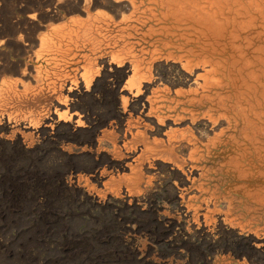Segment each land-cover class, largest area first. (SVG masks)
<instances>
[{
  "label": "bare ground",
  "instance_id": "6f19581e",
  "mask_svg": "<svg viewBox=\"0 0 264 264\" xmlns=\"http://www.w3.org/2000/svg\"><path fill=\"white\" fill-rule=\"evenodd\" d=\"M30 87H59L44 131L82 125L80 87H121L117 118L148 109L145 163L171 166L169 264H264V0H0V117L23 129L48 113L20 114Z\"/></svg>",
  "mask_w": 264,
  "mask_h": 264
},
{
  "label": "rangeland",
  "instance_id": "374dc122",
  "mask_svg": "<svg viewBox=\"0 0 264 264\" xmlns=\"http://www.w3.org/2000/svg\"><path fill=\"white\" fill-rule=\"evenodd\" d=\"M74 69L71 64L63 74ZM6 74L15 78L17 70ZM120 88L92 87L90 94L78 88L70 104L86 115L79 127L44 131L59 87H30L21 99L22 115L47 110L38 128L23 129L25 123L0 117V264H169L166 249L175 247L170 238L178 227L177 215L165 216L174 199L164 181L171 166L145 163L153 137L148 109L133 118L114 116ZM137 129L143 140L135 139ZM207 169V186L214 189L219 182L209 175L215 167ZM125 175L129 189L139 193L125 194ZM256 219L264 226L263 216ZM188 263L172 258L170 264Z\"/></svg>",
  "mask_w": 264,
  "mask_h": 264
},
{
  "label": "crops",
  "instance_id": "0c3cea01",
  "mask_svg": "<svg viewBox=\"0 0 264 264\" xmlns=\"http://www.w3.org/2000/svg\"><path fill=\"white\" fill-rule=\"evenodd\" d=\"M159 167H160V165H159ZM164 167H165V166H164ZM161 168H162V167H161ZM127 178H128V177L125 175V176H124V180H123L124 183H125V186H124V192H125L127 189H129V184H130V183L127 181ZM130 190H132L133 193H137V191L135 192L134 189H130ZM125 194H126V192H125ZM126 195H127V194H126ZM127 196H128V195H127ZM159 247H160V246H159ZM156 250L158 251V247L156 248Z\"/></svg>",
  "mask_w": 264,
  "mask_h": 264
}]
</instances>
